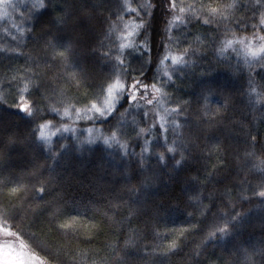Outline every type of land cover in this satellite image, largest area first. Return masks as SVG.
Returning <instances> with one entry per match:
<instances>
[{"label":"snow or ice","instance_id":"obj_1","mask_svg":"<svg viewBox=\"0 0 264 264\" xmlns=\"http://www.w3.org/2000/svg\"><path fill=\"white\" fill-rule=\"evenodd\" d=\"M135 2L136 7L131 0H0V17L11 20L12 13L19 12L22 22L4 29L8 42L0 45V107L19 114V121L0 117V236L19 241L17 247L9 239L0 241L2 264H146L137 246L138 229H129L123 246L107 244L106 252L71 247V241L86 231L95 229L98 236L103 229L96 214L87 221L78 212L72 214L75 209L65 198L71 173L62 175L68 158L57 171V162L70 149L60 142L53 145L52 138L75 133L74 121L57 126L45 119L47 115L69 120L74 115L76 120L106 125L95 129V137L94 126L87 129L90 135L84 140L76 137L77 151L85 142L119 145L124 167L108 173L113 182L119 179V185L108 193L104 205L108 211L96 209L109 222H114L109 212L117 209H127L134 218L158 214L151 190L162 176L172 181L179 172L188 173L184 195L185 211L193 209L187 211L189 222L170 230L173 240L152 248L149 255L157 250L165 258L178 255L183 248L177 241L198 233V242L194 237V248L186 255L200 264L210 244L239 236L247 219L246 212L236 210L240 200L259 199L256 207L264 214V159L256 154L257 144L264 152V136L258 141L243 119H234V96L214 78L223 71L230 79L243 80L246 73L247 88L241 95L255 94L264 107V0ZM155 21L162 27L153 29V35L149 29ZM105 47L108 51H100ZM230 54L237 57L235 63ZM101 58L106 70L102 75L85 69V61L100 63ZM20 60L23 64L17 63ZM196 75L198 94L181 99L176 95L177 80ZM59 81L74 84L78 94L67 95ZM81 88H85L82 96ZM213 96L220 97L216 104H210ZM257 134L261 135L259 130ZM45 150L48 156L38 162L37 153L43 155ZM20 158L30 159L28 184L17 179L15 160ZM253 172L259 176L255 184L248 179ZM54 188L59 189L55 195ZM232 188L238 189L236 199ZM124 219L115 223L123 226ZM32 228L57 234L65 243L44 246ZM22 234L50 259L25 251ZM94 238L88 236L85 243ZM233 248L224 264H264V239L258 245L233 244Z\"/></svg>","mask_w":264,"mask_h":264},{"label":"trees","instance_id":"obj_2","mask_svg":"<svg viewBox=\"0 0 264 264\" xmlns=\"http://www.w3.org/2000/svg\"><path fill=\"white\" fill-rule=\"evenodd\" d=\"M126 19H128V17H126ZM160 27H162V25L159 21L152 22L149 32L154 35L153 29H159ZM173 34L175 35L176 33L174 32ZM29 50L30 49H26L25 51ZM100 51H104V48ZM230 55L232 62L235 63L237 57L235 54ZM84 67L87 71L92 72L94 75H102L106 71L103 68V58H101L100 63H95L91 60L85 61ZM198 70L199 69H197V72H199ZM49 75H52V73H49ZM191 78L192 79L189 82V89L186 92L184 89H180V91L176 93V95H178L181 99L183 97L189 99L198 94L200 87L198 75L191 76ZM214 78L234 96L233 102L236 107L234 119H243L248 130L251 131V134L256 136L257 140L260 141L262 136H264V118L261 116V114L264 113V107L254 106L250 96L241 95V93L247 88V84L245 82L247 78L246 73L243 80L234 78L230 79L223 71L217 72ZM257 80H259V77H257ZM57 83L60 84V81ZM186 85L188 84H185L184 86ZM69 87H71L70 94L72 96H76V86L73 84L69 85ZM79 93L81 96L83 95L84 92H82V88L79 90ZM219 99V96L210 97V104H216ZM0 117L4 120L19 121V114H17V110L13 109L5 111L3 107H0ZM59 118L60 116L53 115H47L45 117V119L50 120H58ZM74 126L83 131H87L88 128H93V126L94 131L95 129H102L106 127V125L96 123V121L89 123L86 120H76V122H74ZM141 126L143 127L145 125L141 124ZM257 130H259L261 135L257 134ZM235 131L240 132V129L237 127ZM62 137L55 138L53 145L60 142L68 145L70 149V151L64 153L61 160L57 162V171H60V163L63 159L68 158V165L63 169L62 175H67L69 172L71 173L67 182L71 184V187L66 188L67 196L65 198L68 199L69 206L75 209L72 214L76 215L78 212L84 216L86 221L91 218L93 214H96V223L99 228L103 229L102 234L98 236H96L95 229L86 231L81 235L80 239L71 241L72 248L84 251H87L89 248H96L103 249L106 252L107 244L114 243L123 246L124 240L129 233V229L133 228L139 230L137 246L141 248L140 255L144 257L146 264H195V261L186 254L190 253L194 248V237L196 238V242H198V233H193L192 235L187 236L186 239L181 237L180 240L177 241V243H181L183 248V251L178 255H169L165 258L160 255L159 250H157L154 255L148 254L152 248L159 249L160 247L166 246L173 240L175 234L170 230L185 227L189 222L187 211H192L193 209L189 207L187 208V211H185L186 198L184 195V190L187 188L186 177L188 173L181 171L172 181H168L166 176H162L161 180L157 182V186L151 190L150 195L152 207L159 210L158 214L153 212L148 216L134 218L128 216L127 209H117L114 212H109V215L113 217L114 221L109 222L105 217L96 213V209L99 208L101 213L108 211V209L104 206L106 199L109 198L108 193L113 191L119 185V179L113 182L111 177L108 175L113 167H124L125 161L122 160L123 153L121 152L119 145L112 144L111 147H108V145H105L102 141H97L90 147L77 151L76 147L72 146L73 137L71 135L65 134ZM69 140H71L70 145ZM256 149L257 157L264 159V152L259 151V144H257ZM53 150L64 152V150H60L58 148H53ZM158 150L164 151L163 148ZM137 151H139V149H137ZM205 151H207V149H205ZM241 155H243V149L241 150ZM46 156H48V153L45 151L43 152V155L37 153L38 162L43 163ZM111 157L113 160H110ZM49 162L51 163V161ZM214 162L215 159L210 161V163ZM128 163L130 168L135 167L133 162L129 161ZM151 163L154 164L155 161H152ZM225 163H227V161H225ZM15 165L17 166L18 172L17 179H19L23 184H28L29 180L25 174L31 170L30 159H16ZM191 174L195 175L196 173L192 170ZM45 175H47V173H45ZM201 179H203V176H201ZM217 179H220V177ZM248 179L254 184L259 182L258 174L254 172L248 176ZM132 182L133 184H138V180L134 179ZM39 186L40 185H37V187ZM216 187L220 188L221 186L216 185ZM229 187L231 188V185H229ZM56 191H59V189L54 188L52 194L55 195ZM237 192L238 189L232 188L231 194L234 199L237 198ZM244 195H250V192H245ZM125 199H127V196H125ZM256 199L257 198H253L251 202H244L240 200L237 203L236 210L247 213V219L245 220L244 226L240 230L239 236L234 239L225 237L224 240L218 241L215 246L210 244L207 250L203 251L200 256V264H208L209 260L215 261V264H224L225 260L230 259L229 254L235 251L233 244H240L242 248H247L250 245H258L259 242L264 239V214L252 212L254 204L257 201ZM73 201H75L74 204ZM204 203L208 204L209 201L204 200ZM121 218H126L124 219L123 226L119 223H115L120 221ZM191 222L196 223L197 221L192 220ZM89 228H91V226H89ZM34 230L50 244L55 242L56 245H63L65 243V240L57 234L48 232L47 230L40 232L36 228H34ZM88 236H95V238L91 240L90 244L85 243ZM144 245L149 246L147 251L143 249ZM129 250L133 252L135 251L134 248H130ZM37 256L46 260L50 259V257L46 256L45 253H38ZM240 259L243 260L242 254ZM53 264H55V262H53Z\"/></svg>","mask_w":264,"mask_h":264},{"label":"rangeland","instance_id":"obj_3","mask_svg":"<svg viewBox=\"0 0 264 264\" xmlns=\"http://www.w3.org/2000/svg\"><path fill=\"white\" fill-rule=\"evenodd\" d=\"M14 2H15V0H14ZM26 2L31 3V0H26ZM189 2H190V0H189ZM131 6H132V7H136V2H135V0H131ZM9 11L11 12L12 10L9 9ZM21 11H23V9H21ZM12 23H16V24H20V23H22V22L20 21V19H19V12H14V13H12V19H11V20H6L5 18L0 17V45H3L4 43H7V42H8V40H7V38H6V34H5V32H4V29L10 27V25H11ZM13 34H15V33H13ZM113 39H115V37H113ZM104 51H108V48L105 47V48H104ZM239 59L242 61L243 58L240 57ZM17 63H19V64H23V60H20V61H18ZM198 71H199V70H198ZM195 72H196L197 74L199 73V72H197V69H195ZM173 78L176 79L175 77H173ZM191 79H192V78L189 77V78L184 79V80H182V81H181V80H177V86L179 87V89H184V91L186 92V91L189 89V82H190ZM181 83H182V85H181ZM185 84H188V85L184 86ZM59 85H60L61 87L64 88V90L66 91L67 95H69V94L71 93V91H70V90H71V87H69V84H67V83H65V82H63V81H60V84H59ZM86 87H87V86H85V88H86ZM85 88H82V92L85 91ZM83 89H84V90H83ZM79 90H80V89H79ZM166 91L172 92L173 89H172V88H168V89H166ZM258 91H260V90L258 89ZM77 94H78V93H76V95H77ZM79 95H80V93H79ZM69 96H72V95L70 94ZM250 98H251L252 104H254V106H256V107L261 106V103H257V99H256V95H255V94H251ZM182 99H186V98L183 97ZM12 102H13V101H11V100L9 101V103H12ZM83 103H87V101H84ZM78 106H83V105H78ZM57 107H60V105H57ZM13 110H15V109H13ZM52 121H53L54 124H57V126H59L60 123L73 125V121L76 122V118H75V116L73 115V117H72L71 120H69V119L66 118V117H60L58 120H52ZM73 126H74V125H73ZM74 127H75V126H74ZM75 129H76L75 133H73V132H65V133H61V134H58L57 136L53 137L52 140L54 141L55 138H60V137L64 136L65 134H68V135H71V136L73 137V145H72V146H74V147L77 148L76 137H79L81 140H84V139L87 138L90 134H89L87 131H83V130L78 129L77 127H75ZM53 130H54V129H53ZM91 135H92L93 137H95V136L97 135V133H96L95 131H93V133H91ZM37 143L40 144L41 142L38 140ZM91 145H92V144H88L87 142H85V143H83L82 145H80V150H84V149H86L87 147H90ZM108 147H109V146H108ZM109 149H111V148H109ZM45 152L48 153L46 150H45ZM110 160H113V158L111 157ZM253 162H255V161H253ZM256 200H257V201H256V203L254 204V207H253V209H252V212L262 213L261 210H260L258 207H256V205H259V204H260V200H259V199H256ZM37 211H40V210L37 209ZM30 214H31V213H30ZM14 230H15V229H14ZM31 231H32V232H35V233L38 234V241H39L42 245L47 246V245L50 244V243H48L46 240H44V238H42V236H41L37 231H35L34 228L31 229ZM4 239H9V240L12 242V244H13L14 247H17L18 244H19V241L16 240L15 238H6V237H3V236H0V241H3ZM21 239H22V240L24 241V243L27 245L25 251H28L29 253H35L36 255H37L38 253H40V254H43V253H44V252H42V251L40 250V248H38V247L35 246L34 242H33L31 239H29V237H28L27 235L22 234V235H21ZM0 264H2V262H0Z\"/></svg>","mask_w":264,"mask_h":264}]
</instances>
